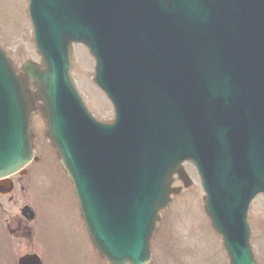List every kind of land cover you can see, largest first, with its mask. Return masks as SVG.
Listing matches in <instances>:
<instances>
[{"label": "water", "instance_id": "95a60500", "mask_svg": "<svg viewBox=\"0 0 264 264\" xmlns=\"http://www.w3.org/2000/svg\"><path fill=\"white\" fill-rule=\"evenodd\" d=\"M123 1L32 0L30 13L46 29L41 41L34 24V39L45 70L39 71L40 66L25 62L23 73L17 76L10 60L0 50V179L22 169L33 157L29 118L34 112L36 95L31 94L30 87L36 84L37 95L45 102L46 135L58 149L60 163L74 186L89 237L108 264H146L150 261L149 243L159 219L157 213L169 205L170 177L183 159L191 160L199 172L207 194L205 210L226 248L232 244L229 235L244 229L240 239L232 244L233 251L229 252L231 264H255L247 241V228L243 223L241 227L237 225V217L245 219L250 199L261 185L256 184L258 181L252 174L251 189H244L245 194L238 198L234 193L237 188L233 190L229 183V186L224 184V180L227 181L224 151L229 144L236 150L237 146L256 139L258 134L253 131L225 134L222 125L212 129L207 118H200L195 124L184 118L188 116L192 94L199 92L198 88L189 90L190 82L185 81L194 75L190 71L182 72V66L175 59L163 65L165 53L155 49L151 53L155 59L148 62L153 68L163 65L162 70L152 81L149 76L143 82V64L140 77L130 59V53L135 54V30H140L154 46L164 50L162 39L156 40L155 34L143 24L133 27L131 22L130 26L116 28L122 19L126 17L128 21L133 14L144 13L156 20L164 19V25L173 33L174 54L186 61L187 43L175 38L179 21L173 13L182 9L190 11L195 15L193 26L197 30L201 4L208 12L219 7L222 0H132L126 7L120 5ZM77 10L84 14L83 33ZM57 16L60 18L55 21ZM47 17L49 19L44 20ZM92 39L96 42L92 43ZM72 41L84 43L96 58V81H102L104 87L113 85L116 90L115 95H110L116 112L112 125L92 120L72 87H67L68 82L58 83H65ZM208 54L211 57L214 51L210 49ZM213 65L215 69L222 67L218 61H213ZM196 76L198 79L204 77L203 74ZM156 82L161 83L159 91L144 88V83H150L147 87L151 88ZM137 93L141 99H134ZM237 115L253 123L257 121L243 110ZM233 125L242 126L237 121ZM155 131L158 138L166 133L170 137L175 133L180 138V151L176 155L171 152L170 167L159 156L152 155L148 161L151 157L146 155V143L150 145ZM206 135L211 139L209 144H205ZM165 140L167 137L162 141L167 142ZM232 171L231 168L228 178L236 177ZM8 188L0 189L9 191ZM18 264L41 263L36 256H25Z\"/></svg>", "mask_w": 264, "mask_h": 264}, {"label": "rangeland", "instance_id": "374dc122", "mask_svg": "<svg viewBox=\"0 0 264 264\" xmlns=\"http://www.w3.org/2000/svg\"><path fill=\"white\" fill-rule=\"evenodd\" d=\"M25 6L26 0H0V44L17 69L25 60L39 61L32 28L23 13ZM93 67L94 60L88 52L74 46L72 76L91 112L108 121L112 117L110 104L100 91L96 93ZM32 125L33 147L41 162L28 167V174L20 181L24 188H15L12 200L0 199V264H16L28 252L38 253L43 264H106L86 240L72 187L57 161V153L49 148L43 135L41 119L34 118ZM185 168L192 184L174 196L171 207L160 213L149 264H229L221 239L204 213L197 174L191 165ZM12 180L16 183V176ZM179 185L174 182V186ZM24 205L36 213V220L27 224L28 231L18 229ZM251 211V245L257 263L264 264V199L258 197ZM25 232L29 235L21 236Z\"/></svg>", "mask_w": 264, "mask_h": 264}]
</instances>
